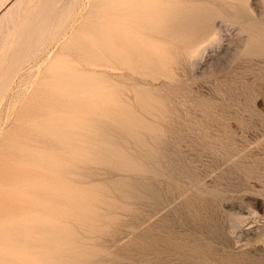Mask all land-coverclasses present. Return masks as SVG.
<instances>
[{"label": "rangeland", "instance_id": "rangeland-1", "mask_svg": "<svg viewBox=\"0 0 264 264\" xmlns=\"http://www.w3.org/2000/svg\"><path fill=\"white\" fill-rule=\"evenodd\" d=\"M25 2L7 15L0 44V141L9 136L11 147L0 161L37 176L29 196L0 200L12 213L5 234L17 238L0 243V264H264V0H174L199 14L176 33L150 35L157 64L146 75L107 62L108 0ZM61 74L83 76L82 85ZM31 105L42 115L17 122ZM123 105L145 126L120 136L108 111ZM161 209L174 227L157 221ZM144 215H154L151 229L123 232ZM31 217L58 234L30 245L18 226Z\"/></svg>", "mask_w": 264, "mask_h": 264}, {"label": "bare ground", "instance_id": "bare-ground-1", "mask_svg": "<svg viewBox=\"0 0 264 264\" xmlns=\"http://www.w3.org/2000/svg\"><path fill=\"white\" fill-rule=\"evenodd\" d=\"M4 1V0H3ZM2 1V2H3ZM7 1V0H6ZM4 2L2 3L0 0V44L3 42L5 37L3 35L7 34V27H8V21H7V15H10L9 17L10 20L14 17H16L19 12H20V8H18V5L21 4L20 2H23L24 0H13L10 2ZM190 1V0H189ZM6 3V5H5ZM26 4H28L27 0L25 2ZM178 5V6H176ZM28 6V5H27ZM26 6V7H27ZM188 4H186L185 2H183L182 4H177L176 2H174V0H108V5H107V11H108V17H109V28L106 31V40L103 43L104 49L107 53V62L110 63V67L112 69H120L122 71H125L127 69H131L133 70L135 73L140 74V75H146L148 72H153L155 71L156 67L154 64L156 63V58L154 56L153 51L150 48L151 45V40L149 39L150 35L154 34V33H167V34H172V33H176L179 30V23L181 20L185 21L187 19L193 20V18H196L197 15L199 14V12L195 9H192L190 7H187ZM180 9V11L177 10ZM186 7L188 8V10L186 9ZM23 9L25 8V4L22 7ZM26 9V8H25ZM53 9V8H52ZM25 11V10H23ZM22 12V9H21ZM50 12V11H49ZM48 12V13H49ZM22 14V13H21ZM201 14V13H200ZM18 17V16H17ZM209 18V17H207ZM9 19V18H8ZM201 20V19H200ZM14 20H12L13 22ZM17 21V19H16ZM10 23V21H9ZM14 23H16L14 21ZM185 24V23H184ZM11 28H13L12 24L10 23ZM16 25V24H15ZM49 25V24H48ZM188 25V24H187ZM70 26V25H69ZM190 27V26H189ZM197 27V26H196ZM200 27V26H199ZM10 28V30H11ZM69 28V27H68ZM67 28V29H68ZM192 28V27H191ZM189 29V28H188ZM185 30V29H184ZM66 28L65 31L66 32ZM6 32V33H5ZM68 32V31H67ZM5 33V34H4ZM63 34V33H62ZM61 34V35H62ZM65 34V33H64ZM66 35V34H65ZM4 37V38H3ZM3 38V40H2ZM54 39V38H53ZM162 39V38H161ZM45 43V42H44ZM1 45V47H2ZM52 45V44H51ZM75 45V44H73ZM80 48H82L83 50H85L86 52H94L95 48L93 45L87 44L85 42H79ZM0 47V48H1ZM50 47V46H49ZM40 50V49H39ZM1 51V50H0ZM20 53V52H19ZM70 54V53H69ZM2 55V54H1ZM22 55V54H21ZM29 55V54H28ZM20 56V55H19ZM18 56V57H19ZM24 56V54H23ZM72 56V55H71ZM3 57V56H2ZM21 57V56H20ZM4 58V57H3ZM77 59V58H76ZM20 60V59H19ZM163 63V62H162ZM82 64V63H81ZM157 64V63H156ZM83 66V65H82ZM76 66H74L75 68ZM84 67V66H83ZM78 68V67H77ZM17 69V68H15ZM76 69V68H75ZM72 70V71H76V70ZM80 69V68H78ZM86 69V68H85ZM84 69V70H85ZM88 69V68H87ZM71 70V69H70ZM82 70V69H81ZM91 69L89 68V71ZM159 70V69H157ZM88 71V70H87ZM94 71V70H93ZM97 71V70H96ZM121 71V72H122ZM55 72V71H54ZM158 72V71H156ZM164 73V72H162ZM111 74V73H110ZM114 74V73H113ZM112 74V75H113ZM159 74V73H158ZM33 75V74H32ZM30 76V75H29ZM159 76V75H158ZM157 76V77H158ZM47 76H44V78H46ZM143 77V76H142ZM149 77V75H148ZM156 77V78H157ZM30 78V77H29ZM43 78V77H42ZM141 78V76H140ZM146 78V77H145ZM155 78V77H154ZM7 79V78H6ZM11 79V78H10ZM14 79V77H13ZM38 79V78H37ZM61 81H66L68 85L71 86H79L82 85V81H83V76L80 75H75V74H61L59 76V78ZM148 79V78H146ZM150 79V78H149ZM159 79H157L156 81H158ZM13 81V80H12ZM154 82V80H153ZM101 83V82H99ZM11 84V83H10ZM144 84V83H143ZM1 85V84H0ZM2 86V85H1ZM147 87V86H146ZM156 88V87H155ZM2 89V88H1ZM141 89V88H140ZM149 90V89H148ZM152 90V89H150ZM157 90V89H156ZM43 91V90H42ZM85 91V90H84ZM153 91V90H152ZM155 91V90H154ZM160 92V91H158ZM64 93V92H63ZM33 94V93H32ZM39 94V93H37ZM158 94V93H157ZM137 95V94H136ZM156 95V94H155ZM37 96V95H36ZM32 95L31 100H33L34 98L36 99L37 97ZM152 96V95H151ZM157 96V95H156ZM2 97V96H1ZM40 97V94L38 96V98ZM137 97V96H136ZM29 99V98H28ZM151 99V98H150ZM29 100V101H31ZM42 100V99H41ZM133 100V99H132ZM39 101V100H38ZM36 102L38 103V105L41 106L40 102ZM93 101V100H92ZM149 101V100H148ZM153 101V99H152ZM156 101V100H155ZM154 101V102H155ZM1 102V101H0ZM26 103L28 104V102L26 101ZM30 103V102H29ZM40 103V104H39ZM144 103V102H143ZM149 103V102H148ZM32 104L35 105V103L32 102ZM123 104V103H122ZM158 104V103H157ZM29 105V104H28ZM128 105V104H127ZM127 105H123L124 107L118 106L115 108H111L109 109L108 113H109V117H110V128L111 129H118L120 132L117 133L118 135L121 136V134H123V132H130L133 131L134 128L136 127V125L140 126H145L143 122H138L140 119H137L135 112H133L129 107H126ZM25 106V105H24ZM31 105L28 107H25L24 109H27L29 112H23L21 111L17 116V122H21V120H24L26 118H31V117H40L42 115L41 110H38L36 107H34ZM13 107V106H12ZM111 107V106H110ZM158 108V107H157ZM156 108V109H157ZM23 109V106L20 110ZM153 111V110H152ZM151 112V111H150ZM155 112V111H154ZM147 113V112H145ZM144 113V114H145ZM16 114V113H15ZM121 114V118L118 117V115ZM148 114V113H147ZM11 115H14L13 113ZM90 115V114H88ZM146 115V114H145ZM149 115V114H148ZM147 115V117H148ZM77 117V116H76ZM97 117V116H96ZM12 117L10 116V119ZM151 118V117H150ZM149 118V119H150ZM154 118V117H153ZM19 119V121H18ZM64 119V118H63ZM66 119V118H65ZM72 119V118H71ZM15 120L13 119V121L15 122ZM30 120V119H29ZM27 121V120H26ZM47 121V120H44ZM130 124H127L125 122H127ZM38 122V121H37ZM42 125V122L39 121ZM38 122V123H39ZM48 122V121H47ZM149 122V121H148ZM147 122V123H148ZM22 123V122H21ZM24 123V122H23ZM32 123V122H30ZM53 123V122H52ZM151 123V122H150ZM58 124V123H57ZM65 124V123H64ZM7 125V124H6ZM61 125V123L59 124ZM75 125V124H74ZM149 125V124H148ZM151 125V124H150ZM16 126V125H15ZM32 126V125H31ZM135 126V127H134ZM155 126V124L153 125ZM160 126V125H159ZM17 127V126H16ZM147 127V126H146ZM156 127V126H155ZM13 128V127H12ZM20 128V127H19ZM47 128V127H46ZM150 128V127H149ZM148 128V129H149ZM157 128V127H156ZM15 129V128H14ZM12 129V130H14ZM18 129V127L16 128ZM29 129V128H26ZM36 129V128H35ZM51 129V128H50ZM49 128L46 129L50 130ZM170 130V128H168ZM11 130V128H10ZM32 130V129H31ZM36 130H39L38 128ZM35 130V131H36ZM42 130V128H41ZM45 130V128L43 129ZM158 130V129H157ZM33 131V130H32ZM51 131V130H50ZM67 131V130H66ZM65 131V132H66ZM156 131V130H155ZM48 132V131H47ZM9 133V132H8ZM140 133V132H139ZM13 134V133H12ZM9 134V135H12ZM7 135V134H6ZM22 136V135H21ZM24 136V135H23ZM37 136V134L35 135ZM48 136V135H47ZM117 136V135H116ZM20 137V136H19ZM27 137V136H26ZM44 137V136H43ZM9 138V136H6L5 138H3L0 141V159L3 161V154L4 151H7V154H9L8 152L11 150V147L8 146L6 144L5 141H7V139ZM15 138V137H13ZM42 138V137H41ZM70 138V137H69ZM17 139V138H16ZM30 139V138H29ZM10 140V139H8ZM59 140V139H58ZM253 140V139H252ZM258 140V139H257ZM23 142H25L26 144H29V142L26 139L22 140ZM32 142V141H31ZM42 142V141H41ZM44 143H46L47 145H52L53 147H55V145H58L56 143V141L51 140L50 142L47 140L43 141ZM252 142V141H251ZM264 142V141H263ZM37 143V142H36ZM261 143V142H260ZM248 144V143H247ZM10 145V144H9ZM31 145V144H30ZM46 146V145H44ZM59 146V145H58ZM38 147V146H37ZM49 147V146H48ZM57 147V146H56ZM249 147V146H248ZM59 148V147H58ZM57 148V149H58ZM254 148V147H253ZM44 149V148H42ZM56 149V150H57ZM119 149V148H118ZM55 150V151H56ZM114 151V150H113ZM111 152V151H110ZM117 152V151H116ZM47 153V152H46ZM45 153V155H46ZM100 153H102L103 155H105L107 158L106 160L110 161L111 163L114 164H120V166H122V168L124 167H128L127 166V162L125 160V158L123 156L120 155H112L109 154L107 149H101ZM39 154V153H38ZM99 154V153H98ZM109 154V155H108ZM14 155V154H13ZM262 155V154H261ZM8 156V155H6ZM22 156V155H21ZM95 156V155H94ZM5 157V156H4ZM36 159H39L38 156H35ZM49 157V156H48ZM173 157V156H172ZM28 158V157H27ZM55 158V157H54ZM173 159V158H172ZM9 159L5 160V163L1 162L0 163V200H4L7 199L9 200L11 196H15L16 194H23L24 193V189L26 187H28L30 185V180L35 179V177L37 176L36 172H32V171H23L21 172L20 170H17L16 168L12 167L11 165H9L8 162ZM13 160V159H12ZM60 160V159H59ZM32 162V161H31ZM64 163V161H63ZM72 163V162H71ZM251 163V162H250ZM74 167V166H73ZM239 168V167H238ZM255 169V168H253ZM12 171V177L10 176L9 178H4V174H6L7 172ZM49 171V170H47ZM248 175V174H247ZM127 181V180H126ZM44 187V186H43ZM242 188V187H241ZM122 189V188H120ZM25 196H29L28 194H26V192L23 194ZM44 196V195H43ZM4 202V201H3ZM7 204V203H6ZM16 205V204H15ZM7 208V206H4L2 203L0 204V243L4 241V237L9 238V239H14L15 241H17L16 236H11V233L9 232L7 235L5 234L6 231H10L11 227H12V213H5L4 210ZM32 208V207H29ZM155 211V210H154ZM165 211V210H164ZM164 211L158 210L155 211L154 215H158L159 213H163ZM203 212V211H202ZM26 212H23L22 214L25 215ZM144 213V212H143ZM142 213V214H143ZM200 213V212H199ZM132 214V213H131ZM134 214V212H133ZM141 213H139L140 215ZM165 214V215H164ZM194 214V213H193ZM204 214V213H203ZM138 215V216H139ZM154 215H144L142 220H140V222L136 223L134 222L133 218L131 221V217L129 218V222L126 221L127 225H126V229L125 234L126 233H133L134 231H139L141 229H151L152 225L151 222L153 220ZM188 215V214H187ZM202 215V214H201ZM208 215V214H207ZM206 215V216H207ZM210 215V214H209ZM26 216V215H25ZM199 216V215H197ZM175 217V216H174ZM174 217L173 215H171V213H163L160 220L157 221H161V222H165L166 220H168V226L174 227ZM187 217V216H185ZM194 217V216H193ZM216 217V216H215ZM176 218V217H175ZM208 218V216H207ZM206 218V219H207ZM185 219V218H184ZM200 219V218H199ZM213 219V218H212ZM28 220H32L33 223H26L24 224L22 221H28ZM188 220V219H187ZM197 220V219H196ZM204 220V219H203ZM216 220V219H215ZM235 220V219H234ZM192 221H194L192 219ZM213 221V220H212ZM186 222V221H185ZM197 222V221H196ZM199 222V220H198ZM205 222V220H204ZM216 222V221H215ZM21 224H19L18 227L24 228L27 231L24 233V235H29L28 237H31L30 239V245H32V243L34 245H40V243H43L44 241H46V237L49 235H53L55 233L58 234V230H56V228H53L54 226L46 224V223H42L40 221H36L34 217H31L29 219H22L20 221ZM158 223V222H157ZM191 223V222H190ZM189 223V224H190ZM195 223V222H194ZM203 224V223H202ZM23 225V226H22ZM177 225V223H176ZM198 225V224H197ZM216 225V224H215ZM178 226V225H177ZM190 226V225H189ZM200 226V225H199ZM214 226V225H212ZM211 226V227H212ZM217 226V225H216ZM219 226V225H218ZM207 227V226H206ZM210 227V228H211ZM215 227V226H214ZM223 227V226H222ZM157 228V227H154ZM178 228V227H177ZM183 228V227H182ZM191 228V226H190ZM158 229V228H157ZM176 229V228H175ZM205 229V227H204ZM216 229V228H215ZM220 229V228H219ZM222 229V228H221ZM220 229V230H221ZM173 230V229H172ZM203 230V229H202ZM212 230V229H211ZM171 231V230H170ZM30 232L34 233L35 235L32 236V234H30ZM114 232V231H113ZM122 232V233H123ZM140 232V231H139ZM144 232V231H143ZM22 234V233H21ZM112 235L114 233H111ZM120 234V233H119ZM221 233H219L220 235ZM118 235V234H117ZM54 236V235H53ZM126 236V235H125ZM115 234L114 237L115 238ZM119 237V236H118ZM22 239V238H21ZM19 239L18 241L22 243V241H24L23 239L21 240ZM134 239V238H133ZM99 241V239L97 238L96 241ZM101 240V239H100ZM128 241V240H127ZM130 241V240H129ZM128 241V242H129ZM133 241V240H132ZM120 242V241H119ZM28 243V244H29ZM113 244V243H112ZM201 244V243H200ZM166 248V247H165ZM184 248V247H183ZM127 249V247H126ZM129 249V248H128ZM176 249V248H175ZM130 250V249H129ZM128 250V251H129ZM183 250V249H182ZM132 251V250H131ZM162 251V250H161ZM186 251V250H185ZM125 253V252H124ZM135 253V252H134ZM142 253V252H140ZM2 254V253H1ZM130 254V253H129ZM127 255V254H126ZM131 255V254H130ZM138 255V254H137ZM153 255V254H152ZM182 255V254H181ZM195 255V254H194ZM200 255V254H199ZM131 256L135 257L136 254H132ZM145 256H148V254ZM143 256V257H145ZM141 257V255H140ZM142 257V258H143ZM159 257V256H158ZM157 257V258H158ZM131 258V257H130ZM152 258V257H150ZM156 258V257H155ZM156 258V259H157ZM180 258V256H179ZM145 259V258H144ZM143 259V260H144ZM165 259V258H164ZM141 260V259H139ZM198 260V259H197ZM174 261V260H173ZM189 261V260H188ZM193 261V260H192ZM196 261V260H195ZM158 262V261H157ZM155 263V262H154ZM19 264V263H18Z\"/></svg>", "mask_w": 264, "mask_h": 264}]
</instances>
